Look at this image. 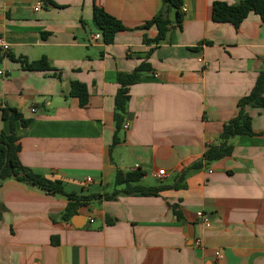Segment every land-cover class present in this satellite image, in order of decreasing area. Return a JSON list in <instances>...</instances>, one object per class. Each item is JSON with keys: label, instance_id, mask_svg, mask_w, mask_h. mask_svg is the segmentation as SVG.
<instances>
[{"label": "crops", "instance_id": "crops-1", "mask_svg": "<svg viewBox=\"0 0 264 264\" xmlns=\"http://www.w3.org/2000/svg\"><path fill=\"white\" fill-rule=\"evenodd\" d=\"M238 1L182 0V21L174 23L170 11L156 44L149 41L157 29L144 26L162 0H0V38L8 46L0 53V132H10L1 109H16L29 120L26 127L14 121L20 164L60 180L65 194L100 196L63 221L66 196L3 182L0 264H264V108L245 109L253 135L232 138L230 155L187 170L219 144L223 125L264 71L259 16L250 13L238 28L211 19L213 3ZM94 7L124 27L111 44L93 39L100 34ZM41 58L49 71L21 63ZM142 63L149 68L129 87L116 130V75ZM72 82L86 86L84 106L70 96ZM114 135L119 142L111 147ZM136 170L142 186L164 189L105 199L121 188L116 171Z\"/></svg>", "mask_w": 264, "mask_h": 264}, {"label": "trees", "instance_id": "trees-1", "mask_svg": "<svg viewBox=\"0 0 264 264\" xmlns=\"http://www.w3.org/2000/svg\"><path fill=\"white\" fill-rule=\"evenodd\" d=\"M182 0H162V7L159 12L148 22L144 28L155 26L157 29L156 37L149 41L160 43L164 40L167 27L171 24L168 14L174 12V23L179 24L182 21L180 8ZM259 16L264 22V0H240L233 5L223 2H215L211 7V19L215 23H229L234 28H238L240 23L250 14ZM93 21L100 29V35L104 44L113 43L114 37L118 32L124 30L122 24L115 18L108 15L102 8H93ZM3 56L0 55V63ZM28 71H49L51 68L45 58L33 62H21ZM145 63L140 64L133 72L129 74L118 73L116 75V83L119 88L116 91L113 100V121L116 130H119L127 110L129 101L128 89L130 86L137 84L144 73L148 69ZM70 96L77 97L80 106H84L87 102L88 94L86 86L80 82H72L70 85ZM238 112L236 117L225 123L219 135V144L217 146H208L203 153L202 160L193 164L187 170L198 169L207 164L217 161L223 157L230 155L232 147L229 141L236 136H252L251 120L246 112L247 107L264 108V71H261L255 81L252 91L245 97L241 98L237 104ZM2 118L10 123V132L5 134L0 132V186L8 180H15L27 186L36 187L52 195H63L69 200L66 209L61 214L63 221L69 219L75 213L76 208L85 205L88 201L98 199L100 196L79 197L73 194H65L63 185L60 180H50L37 174L20 164L17 153L19 151L18 137L15 135L14 121L19 120L22 127L29 124V120L23 119L21 114L14 108L5 107L1 109ZM119 142L117 135H114L111 147H115ZM144 173L133 171L122 173L116 171L114 175V186L121 187L115 190L105 199H112L114 196L121 194L124 196L151 197L157 196L164 187L161 186H142L141 179ZM184 177L182 174L181 178ZM4 212V208L0 205V219Z\"/></svg>", "mask_w": 264, "mask_h": 264}, {"label": "built area", "instance_id": "built-area-1", "mask_svg": "<svg viewBox=\"0 0 264 264\" xmlns=\"http://www.w3.org/2000/svg\"><path fill=\"white\" fill-rule=\"evenodd\" d=\"M37 10H39V6L36 4V6H34V8H33V11L34 12H36ZM186 8L185 7H181L180 8V12L181 13H186ZM93 39L94 40H101L102 39V37H101V35L100 34H95L94 36H93ZM7 51H8V46H7V44L4 42V40H2L1 38H0V53L1 54H6L7 53ZM0 75H2V72H0ZM123 129H127V125H123ZM164 175V170H159L158 172H157V174H156V177L157 178H161L162 176ZM87 181H90V179H87ZM197 218L198 219H200L202 222H203V224L205 225V227H208L209 226V222H208V220L201 214V213H197ZM195 245L196 246H200V242H199V240H196L195 241ZM215 258L216 259H221V255H220V253L219 252H216L215 253Z\"/></svg>", "mask_w": 264, "mask_h": 264}, {"label": "water", "instance_id": "water-1", "mask_svg": "<svg viewBox=\"0 0 264 264\" xmlns=\"http://www.w3.org/2000/svg\"><path fill=\"white\" fill-rule=\"evenodd\" d=\"M72 224L76 226V224H74V223H72Z\"/></svg>", "mask_w": 264, "mask_h": 264}]
</instances>
